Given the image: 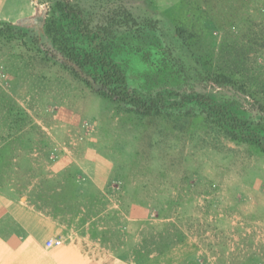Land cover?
I'll return each instance as SVG.
<instances>
[{"label": "rangeland", "instance_id": "374dc122", "mask_svg": "<svg viewBox=\"0 0 264 264\" xmlns=\"http://www.w3.org/2000/svg\"><path fill=\"white\" fill-rule=\"evenodd\" d=\"M68 1L141 92L264 102V0ZM52 3L0 0L23 33L0 37V193L140 264H264V154L196 107L140 116L92 92L37 50Z\"/></svg>", "mask_w": 264, "mask_h": 264}, {"label": "trees", "instance_id": "16d2710c", "mask_svg": "<svg viewBox=\"0 0 264 264\" xmlns=\"http://www.w3.org/2000/svg\"><path fill=\"white\" fill-rule=\"evenodd\" d=\"M43 30L49 47L38 46L37 50L46 59L68 69L99 96L140 116L161 114L166 111L170 99L173 107L182 102L180 106L185 105L190 110L196 107L197 112L201 111L203 121L213 125L224 137L254 145L264 154V102H257L255 115L251 116L238 111L233 101H213L199 93L177 99L180 94L170 89L141 92L128 84L124 70L111 58L109 35L100 32L99 27L88 25L81 10L68 0H53ZM19 35L23 36V33L8 22L0 21V37L19 39ZM176 35L185 40L182 29L178 28ZM33 42L37 43V38L34 37ZM262 43L264 48V41ZM207 78L219 85L235 84V80L223 71H208Z\"/></svg>", "mask_w": 264, "mask_h": 264}, {"label": "crops", "instance_id": "0c3cea01", "mask_svg": "<svg viewBox=\"0 0 264 264\" xmlns=\"http://www.w3.org/2000/svg\"><path fill=\"white\" fill-rule=\"evenodd\" d=\"M61 239L47 248V239ZM0 264H140L79 234L67 235L24 197L0 193ZM145 264V263H143ZM149 264H153L151 260ZM156 264V263H155Z\"/></svg>", "mask_w": 264, "mask_h": 264}, {"label": "built area", "instance_id": "2783aa9c", "mask_svg": "<svg viewBox=\"0 0 264 264\" xmlns=\"http://www.w3.org/2000/svg\"><path fill=\"white\" fill-rule=\"evenodd\" d=\"M61 243H62V240L61 239H53V238H50V239H47L45 241V247L50 248V247L58 246Z\"/></svg>", "mask_w": 264, "mask_h": 264}]
</instances>
